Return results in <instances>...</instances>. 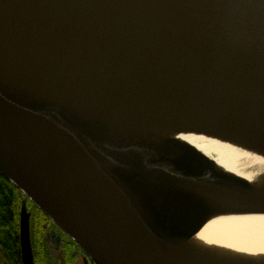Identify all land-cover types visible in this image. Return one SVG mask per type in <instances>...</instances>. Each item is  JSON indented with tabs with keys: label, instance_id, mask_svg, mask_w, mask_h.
Returning a JSON list of instances; mask_svg holds the SVG:
<instances>
[{
	"label": "water",
	"instance_id": "water-1",
	"mask_svg": "<svg viewBox=\"0 0 264 264\" xmlns=\"http://www.w3.org/2000/svg\"><path fill=\"white\" fill-rule=\"evenodd\" d=\"M102 104L264 143V0H0V173L84 264H175L211 203L264 213L197 150L138 136ZM29 216L23 201L22 264Z\"/></svg>",
	"mask_w": 264,
	"mask_h": 264
},
{
	"label": "bare ground",
	"instance_id": "bare-ground-1",
	"mask_svg": "<svg viewBox=\"0 0 264 264\" xmlns=\"http://www.w3.org/2000/svg\"><path fill=\"white\" fill-rule=\"evenodd\" d=\"M96 107L147 140L194 148L208 159L217 176L245 184L254 198L264 200L263 142L173 113L107 104ZM208 208L206 221L175 251V264H264V213L235 211L222 202Z\"/></svg>",
	"mask_w": 264,
	"mask_h": 264
},
{
	"label": "trees",
	"instance_id": "trees-1",
	"mask_svg": "<svg viewBox=\"0 0 264 264\" xmlns=\"http://www.w3.org/2000/svg\"><path fill=\"white\" fill-rule=\"evenodd\" d=\"M28 202L30 239L34 264H81L79 246L67 235L59 241L53 236L57 226L28 201L23 192L0 173V264H22L19 242V215L23 201ZM46 234L53 237L52 249ZM90 264H94L90 261Z\"/></svg>",
	"mask_w": 264,
	"mask_h": 264
},
{
	"label": "rangeland",
	"instance_id": "rangeland-1",
	"mask_svg": "<svg viewBox=\"0 0 264 264\" xmlns=\"http://www.w3.org/2000/svg\"><path fill=\"white\" fill-rule=\"evenodd\" d=\"M213 158H216L217 156H216V154L215 153H213ZM29 201V200H28ZM24 202H25V200H24ZM25 207H26V210L29 208V206H28V202H25ZM21 210V209H20ZM27 212H29L28 210H27ZM30 214V213H29ZM29 218H30V216H29ZM62 234H64V233H61L60 231H57V232H55V234H53V236L56 238V240L57 241H59V239L61 238V235ZM30 241H31V239H30ZM46 241H48V245H49V248H51L52 249V245H53V237L51 236V235H48V234H46ZM31 248H32V246H31ZM32 254H33V251H32ZM82 256H83V254H81V256H80V261L82 262L81 264H84L83 263V258H82ZM33 260H34V257H33ZM90 260V259H89ZM88 260V261H89ZM89 264H90V261H89Z\"/></svg>",
	"mask_w": 264,
	"mask_h": 264
}]
</instances>
